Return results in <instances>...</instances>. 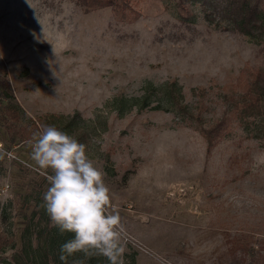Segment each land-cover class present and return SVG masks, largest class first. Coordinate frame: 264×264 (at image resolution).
I'll list each match as a JSON object with an SVG mask.
<instances>
[{
    "label": "rangeland",
    "instance_id": "rangeland-1",
    "mask_svg": "<svg viewBox=\"0 0 264 264\" xmlns=\"http://www.w3.org/2000/svg\"><path fill=\"white\" fill-rule=\"evenodd\" d=\"M133 1V2H132ZM132 21L110 7L85 13L74 0H0V93L23 120L51 125L82 143L113 194L135 264H247L264 255V119L232 122L210 154L195 125L173 112L115 100L144 94L146 83L175 79L204 126L220 119L241 90L240 72L264 67V37L219 30L202 6L132 0ZM264 18V16H262ZM224 24V23H223ZM74 114L78 119L66 127ZM0 141V261L45 224L35 198L49 186L27 142Z\"/></svg>",
    "mask_w": 264,
    "mask_h": 264
},
{
    "label": "trees",
    "instance_id": "trees-1",
    "mask_svg": "<svg viewBox=\"0 0 264 264\" xmlns=\"http://www.w3.org/2000/svg\"><path fill=\"white\" fill-rule=\"evenodd\" d=\"M85 13L110 7L113 14L124 20L132 21L139 13L131 5L132 0H74ZM132 1V2H131ZM192 2L202 6L204 18L219 30L237 32L250 38L264 37V0H176L180 18L193 21V14L187 3ZM224 23V24H223ZM264 48V47H262ZM236 85L240 88L237 95H230L228 107L220 119L204 126L200 112L190 110L184 100L182 89L175 79L155 86L146 83L144 94L130 98L120 97L115 100L118 111L121 112L135 106L138 111L161 110L173 112L177 119L189 125H195L206 143V153L210 154L217 143L228 133L232 122L243 123L247 119H264V67L252 69L249 77L245 70L240 72ZM5 89L0 98L13 97L8 92L9 83L3 80ZM78 114H74L66 121V127L74 125ZM0 123L9 142L17 145L28 142L37 133L42 125H51V119L39 122L37 119L23 120L22 110L15 104L7 102L0 108ZM57 127V126H55ZM84 133H78L75 138L82 143ZM1 142V141H0ZM9 150V148H7ZM43 193H37L35 198L40 217H44L45 224L34 232V243L29 227L25 228L21 247L16 250L10 259H3L0 264H61L59 260L60 246L71 237V234L61 236L56 228L50 226V220L45 210L40 207ZM76 258H80L77 254ZM125 264H135L134 254L124 255ZM87 264H108L104 257H95ZM247 264H264V255L260 250L253 251Z\"/></svg>",
    "mask_w": 264,
    "mask_h": 264
},
{
    "label": "clouds",
    "instance_id": "clouds-1",
    "mask_svg": "<svg viewBox=\"0 0 264 264\" xmlns=\"http://www.w3.org/2000/svg\"><path fill=\"white\" fill-rule=\"evenodd\" d=\"M27 143L31 160L49 185L40 207L61 236L71 234L60 246L61 264H87L95 257L125 264L126 228L105 174L86 145L53 125H42Z\"/></svg>",
    "mask_w": 264,
    "mask_h": 264
},
{
    "label": "built area",
    "instance_id": "built-area-1",
    "mask_svg": "<svg viewBox=\"0 0 264 264\" xmlns=\"http://www.w3.org/2000/svg\"><path fill=\"white\" fill-rule=\"evenodd\" d=\"M0 151H2L4 153V156H6L7 158H10L12 160L17 158L10 150L5 149L1 142H0Z\"/></svg>",
    "mask_w": 264,
    "mask_h": 264
}]
</instances>
